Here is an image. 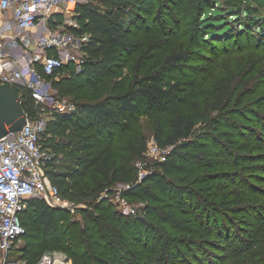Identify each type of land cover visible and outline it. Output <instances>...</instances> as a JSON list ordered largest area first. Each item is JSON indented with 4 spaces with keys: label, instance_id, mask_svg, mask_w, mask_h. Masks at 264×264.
<instances>
[{
    "label": "trees",
    "instance_id": "1",
    "mask_svg": "<svg viewBox=\"0 0 264 264\" xmlns=\"http://www.w3.org/2000/svg\"><path fill=\"white\" fill-rule=\"evenodd\" d=\"M96 2L77 8L81 30L73 31L88 35L81 70L69 65L66 76L49 77L58 95L74 96L75 110L51 113L40 137L60 197L88 206L70 221L66 211L28 199L24 255L13 257L36 264L58 250L70 264H264V186L254 184L264 180L254 174L264 172L262 60L234 63L197 50L231 39L224 25L247 11L228 10V21L217 0ZM170 6L197 11L200 26L189 33L174 21L160 25ZM253 20L254 29L237 21L239 32L257 33L248 32L250 45L264 53V23ZM21 101L28 117L40 110L26 90ZM144 123L168 151L139 177ZM119 183L120 198L141 203L136 215L98 199ZM234 215L247 228L233 229Z\"/></svg>",
    "mask_w": 264,
    "mask_h": 264
},
{
    "label": "built area",
    "instance_id": "2",
    "mask_svg": "<svg viewBox=\"0 0 264 264\" xmlns=\"http://www.w3.org/2000/svg\"><path fill=\"white\" fill-rule=\"evenodd\" d=\"M87 1L0 0V84L9 85L20 99L28 91L34 104L50 113L73 112L75 105L57 98L49 77L67 65L81 70L88 35L73 29L80 32L77 8ZM45 122L26 115L19 132L0 138V264H23L12 254L24 234L20 215L28 199L39 198L59 209L66 205L44 171L47 154L40 137ZM149 150L165 160L166 149L152 144ZM116 198L124 215H136L126 199ZM36 264L69 263L65 256L52 254Z\"/></svg>",
    "mask_w": 264,
    "mask_h": 264
},
{
    "label": "rangeland",
    "instance_id": "3",
    "mask_svg": "<svg viewBox=\"0 0 264 264\" xmlns=\"http://www.w3.org/2000/svg\"><path fill=\"white\" fill-rule=\"evenodd\" d=\"M93 1L96 2L97 0H93ZM217 5L220 8V12L225 11V14H223V17H225V19H227L228 21L230 18H232L231 16H232L233 12H229L231 9H238L240 12L247 11V14H245L247 16L242 15L241 17L239 16V17L235 18L234 20L230 21L229 23L226 22V24L224 26L230 28V32L232 35L231 39H229L227 41H223V42H222V39L220 37L219 38L217 37L218 39L217 40L215 39L214 41H212L210 39V41H208V43L200 44V48L197 49V50H199L198 53H200L202 56L206 55L207 57H212L216 54H220L222 56H225L226 60L232 61L234 63H236L242 57L249 58L251 61H257V60L261 59L262 64L259 66H262V72L260 75H258L257 83L259 81L261 83H264V53L262 51L261 52H255L254 46L250 45L251 39L253 37H258L257 36L258 34L253 33L251 30H249V28L247 30L245 29V30H241V32H239V30H240L239 27H241V25L243 26V24L237 23V21H239V20L241 23L246 22L247 24L250 25L251 29H254L252 27V25H254L253 18H256L260 22L264 23V0H217ZM212 6H215L214 3L212 4ZM169 8H170V10H167V12L170 13L171 18L161 17V24L160 25L164 24V25H166L165 27H167V26L172 25L173 21H174L178 27L183 26V29L186 31H188V29H189V33H190L191 28L193 26H197V27L200 26V24L197 23V20H198V18L201 19L202 16H200V14H197V11L193 12L192 14L189 13V15L186 16L187 14H184L183 12H179L176 8H173L171 6ZM199 13H200V11H199ZM153 15H155V12L153 13ZM249 31H251L254 34L253 37L247 36ZM261 31H262V29H261ZM198 33L200 34L199 31H198ZM205 33L206 32H204V34ZM262 35H264V30L262 31ZM63 68H65V72L61 73L60 76H58L57 74L56 75L54 74L53 75L54 79H56V78L58 79L62 76L67 75L68 72H67L66 68H68V65L64 66ZM259 93H264V90L260 91ZM57 98L65 101L66 103H73L74 105L76 104L74 96L57 95ZM249 99L250 98H248L247 100H249ZM39 109L40 110L38 112H36L35 116H37L39 118H43L46 121L49 120L50 117H52L49 110L41 109V108H39ZM142 130L145 133V135L147 136V144H146V152L144 154V157H145L144 160H138L137 164H136L138 166L137 168L139 169V175L143 172L142 166L145 163L152 162L153 160H158V156L152 154L149 150V148H150V146H152V144L157 145V143L154 141V139L152 137V131L150 130L149 127H147V125L145 123L143 124ZM157 147L160 149V151H163V148H160L158 145H157ZM166 150L168 151V149H166ZM254 174L261 177L262 179H264V172L255 171ZM254 184H256L257 186H259V185L264 186V180L260 184L257 181H255ZM124 186H125L124 184H120V183L116 184L114 186V188L112 189L113 195L110 198H108L107 194L102 192L100 194V196L98 197V199L100 197H101V199H109L114 204V207L117 210L121 211V213H123L121 210L122 204L119 203V199L116 198V195L119 193V191L121 189L124 188ZM238 186H239V184L236 185V187H238ZM61 199L66 204L64 206V208H62V210L66 211V213L69 216L68 219H70V221L71 220L78 221L80 219V216L78 214V209L81 207H87L88 206L87 204L83 203V201H76L75 199L71 200L69 198L62 197V196H61ZM125 201H126V204L129 206V208L133 209L136 214L139 212V208L141 207V203H137V202L131 201V200H125ZM243 221H245V220L243 219L242 216L234 215V217H232V221H231L232 223L230 225H231V227H233V229L247 228L246 225L243 224ZM22 228H23V231L25 234L26 230H25V226L23 224H22ZM15 245H16L15 255L23 257L25 238H23V236H22L16 242ZM52 254L62 255V256L66 257V255L63 252H60L58 250L47 251L44 255H52ZM35 258H36V256L34 257V259ZM25 259L30 260V258H28L26 256H25ZM67 262L69 263L68 260H67Z\"/></svg>",
    "mask_w": 264,
    "mask_h": 264
},
{
    "label": "water",
    "instance_id": "4",
    "mask_svg": "<svg viewBox=\"0 0 264 264\" xmlns=\"http://www.w3.org/2000/svg\"><path fill=\"white\" fill-rule=\"evenodd\" d=\"M26 121L22 101L7 84H0V138L19 132Z\"/></svg>",
    "mask_w": 264,
    "mask_h": 264
}]
</instances>
